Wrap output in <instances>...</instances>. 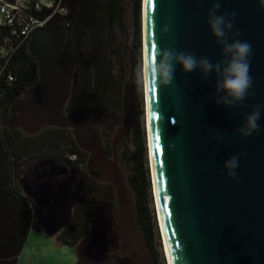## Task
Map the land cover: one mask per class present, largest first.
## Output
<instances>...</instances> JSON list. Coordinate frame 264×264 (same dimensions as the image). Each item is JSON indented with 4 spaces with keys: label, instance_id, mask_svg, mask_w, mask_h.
Listing matches in <instances>:
<instances>
[{
    "label": "water",
    "instance_id": "1",
    "mask_svg": "<svg viewBox=\"0 0 264 264\" xmlns=\"http://www.w3.org/2000/svg\"><path fill=\"white\" fill-rule=\"evenodd\" d=\"M217 2V15L236 13L228 17L233 24L229 42L239 39L252 46L253 84L239 107L216 103L224 93L217 92L215 72L205 79L199 69L186 73L176 64L170 85L157 84L154 93L148 85L151 146L164 232L172 264H264V3L151 0L149 4V0H143L144 48L147 64L152 43L158 49L207 57L213 64L223 60L222 46L207 22L208 11ZM165 26L169 31L161 34ZM236 31L239 36L232 35ZM28 48L37 58L40 81L15 104L18 115L9 123L28 135L47 127L71 129L79 147L90 154L89 166L102 170L116 188L123 238L136 246L148 264H155L132 213L116 150L120 139H130L135 123L133 73L125 84L124 119L113 140L112 155L87 114L67 111L76 70L74 58L54 43L48 30L33 34ZM257 105L260 130L244 137L238 129ZM157 132L158 152L154 139ZM233 156L238 157L234 179L224 167ZM38 165L44 170L37 173V182L26 185L25 177L23 188L44 210L38 218L41 228L48 234H58L72 220L80 190H73L70 179L57 180L69 173L66 166L49 159ZM163 196L168 198L166 209Z\"/></svg>",
    "mask_w": 264,
    "mask_h": 264
},
{
    "label": "trees",
    "instance_id": "2",
    "mask_svg": "<svg viewBox=\"0 0 264 264\" xmlns=\"http://www.w3.org/2000/svg\"><path fill=\"white\" fill-rule=\"evenodd\" d=\"M44 1L53 6L43 5ZM123 1L29 0L27 4L28 13L48 19L43 30H48L54 43L76 62L67 111H83L93 123L97 119L101 127L112 129L122 126L124 119L127 67L121 49L113 47L115 27L124 28ZM132 2L135 37L141 48L143 0ZM31 37L25 38L16 23L0 25V264H18L30 233L41 229L38 218L44 210L25 193L22 181L43 160L66 166L79 179L80 195L73 218L57 234L61 244L79 247L106 211L119 209L114 184L100 181L97 171L88 164L90 154L79 147L71 129L47 127L36 135H28L9 123L18 115L15 104L40 81L37 58L28 48ZM115 52L118 67L114 71L111 56ZM139 73L134 72V79L140 78ZM143 113V101L136 94L132 141L124 140L120 150L131 165L128 179L136 195L134 217L139 230L157 264H161L160 258L166 264L152 206L153 184ZM103 130L104 141L112 152V130Z\"/></svg>",
    "mask_w": 264,
    "mask_h": 264
},
{
    "label": "clouds",
    "instance_id": "3",
    "mask_svg": "<svg viewBox=\"0 0 264 264\" xmlns=\"http://www.w3.org/2000/svg\"><path fill=\"white\" fill-rule=\"evenodd\" d=\"M219 8L220 4L217 2L209 9L207 22L216 42L222 46L223 60L213 64L207 57L198 58L195 53L176 51L175 49H158L154 43L152 57L147 67L143 66L140 69V82L147 83L150 88L157 84L168 86L174 79L176 64H180L186 73L199 69L204 73L205 79L210 73L215 72L217 92L224 93L216 103L222 102L229 107L241 106L240 102L246 98L248 90L253 84V78L250 75L252 46L247 41L239 39L229 42L228 33L232 30L233 24L228 17H235L236 13L217 15ZM168 31V27L165 26L161 34ZM232 35L239 36L240 33L236 31ZM158 57L159 59H157ZM259 119L260 106L257 105L252 113L245 117V123L238 129V132L244 137L251 136L253 132L258 133L260 130ZM224 167L228 170V176L234 179L236 177L234 170L238 167V157L233 156L226 160Z\"/></svg>",
    "mask_w": 264,
    "mask_h": 264
},
{
    "label": "rangeland",
    "instance_id": "4",
    "mask_svg": "<svg viewBox=\"0 0 264 264\" xmlns=\"http://www.w3.org/2000/svg\"><path fill=\"white\" fill-rule=\"evenodd\" d=\"M123 7H124V12H125V16H124V28L120 29L118 27H115L114 31H113V47H118L119 49H121V51L123 52V56L126 62V67H127V81H129L132 73L134 76V72H140V69L145 65V61H144V39H143V23H142V41H141V48L138 47L137 41H136V37H135V26H134V19H133V2L132 0H124L123 1ZM142 14H143V10H142ZM143 21V18H142ZM111 64L112 67L115 70H117L118 67V62H117V53H113L111 56ZM135 83H136V94L139 95V98L142 99L143 101V107H144V113H143V117H142V126L145 128L146 131V146L147 149L149 148L148 146V131H147V117H146V91H145V83H141L140 82V78L138 79H134ZM94 124L99 128V130L101 131V133L104 132L103 128L106 130H112L110 131L112 133V141L115 139V136L117 134V132L119 131L120 127H117L116 129H112L108 126H104L101 127V121L99 120H95ZM134 128V126H133ZM133 132V129H132ZM132 132L130 135V141L128 140V142L132 141ZM103 135V134H102ZM124 140H127V138L123 137L122 139L119 140L116 150H117V155H118V160H119V166H120V170L125 178V181L127 183L128 189H129V196H130V200H131V207H132V213L133 215L135 214V208H134V204L136 202V195L134 190L131 188L130 184H129V179H128V174L129 172H131V165L128 162L127 159H124V154H123V150H120V147L123 143ZM113 155V152H110ZM148 161H149V167H150V176L152 175L151 173V166H150V156H149V149H148ZM129 163V164H128ZM34 167V171L33 173H29V177H27V179L25 180V184H35V182L31 181L32 178H35V180L37 179V173L41 172L42 168L41 166L35 165ZM93 170H96V174H98L97 176H99L100 181H111V179L102 171L100 170L97 166L92 167ZM70 170V169H69ZM102 174H100V172ZM32 177V178H31ZM25 178V177H24ZM152 179V178H151ZM38 180V179H37ZM112 182V181H111ZM113 183V182H112ZM23 184V182H22ZM152 196H153V204L152 206L154 207L156 216H157V220H158V228H159V235H160V241L162 244V252H163V256H164V260L166 262V264H168L166 255H165V250H164V245H163V235L161 232V228H160V224H159V219H158V212H157V206H156V201H155V196H154V191L152 188ZM111 221V223L114 226H120V210L118 209V211H114V210H108L105 212V214L103 215L102 219L95 225H99L101 222V224H103V226L107 225L108 222ZM94 226V227H95ZM96 228H99L96 227ZM118 228V227H117ZM35 234V233H34ZM46 236H48L46 234ZM103 239L105 238L104 234H103ZM51 238V237H49ZM47 239V238H46ZM31 246L34 244L36 245V242L31 241ZM82 245H80L81 247ZM106 247V245H104ZM80 254V251H79ZM22 255L20 256V260H19V264H30L28 262V258L23 257L21 258ZM81 258V255H80ZM160 262L161 264H163V259L160 258ZM80 264L79 263V257L76 253V251L73 248H70L68 246H55V247H50L47 246V253L44 257L43 260H41L40 262H36L35 264ZM106 264V263H104Z\"/></svg>",
    "mask_w": 264,
    "mask_h": 264
},
{
    "label": "flooded vegetation",
    "instance_id": "5",
    "mask_svg": "<svg viewBox=\"0 0 264 264\" xmlns=\"http://www.w3.org/2000/svg\"><path fill=\"white\" fill-rule=\"evenodd\" d=\"M47 168L51 169L50 166H47ZM33 171L34 168L31 169L32 173ZM42 171L39 173H42ZM29 173L25 176L26 179ZM67 179L72 181L73 190L78 191L80 185L79 179L73 171L69 170V173L62 174L57 178L59 181ZM31 181L37 182V179L32 178ZM30 185L34 186V184ZM101 223L95 226L92 234L81 243L80 264H148L136 246L123 238L121 225L117 226V228L111 221L105 226ZM98 226L99 228H96ZM103 234L105 236L104 239L102 237ZM155 264H157L156 261Z\"/></svg>",
    "mask_w": 264,
    "mask_h": 264
},
{
    "label": "built area",
    "instance_id": "6",
    "mask_svg": "<svg viewBox=\"0 0 264 264\" xmlns=\"http://www.w3.org/2000/svg\"><path fill=\"white\" fill-rule=\"evenodd\" d=\"M29 0H0V25L13 26L18 24V29L25 38L31 37L35 32L46 27L48 19H41L28 13ZM52 7V2L42 3Z\"/></svg>",
    "mask_w": 264,
    "mask_h": 264
},
{
    "label": "crops",
    "instance_id": "7",
    "mask_svg": "<svg viewBox=\"0 0 264 264\" xmlns=\"http://www.w3.org/2000/svg\"><path fill=\"white\" fill-rule=\"evenodd\" d=\"M35 233V234H34ZM46 234L48 236H46ZM51 237V238H49ZM47 238V239H46ZM36 242V245H32L31 246V241ZM63 244H61L58 240H57V234H48L43 228H41L40 230H35L32 231L29 235V238L27 240V243L21 253L22 257H27L28 262L30 264H35L36 262H40L41 260L44 259L46 253H47V246L50 247H55V246H62ZM65 246V245H63ZM78 257H79V263H80V255H81V247H75L73 248ZM80 251V254H79ZM20 255V256H21ZM20 260V258H19ZM19 264V262H18ZM40 264V263H39Z\"/></svg>",
    "mask_w": 264,
    "mask_h": 264
},
{
    "label": "bare ground",
    "instance_id": "8",
    "mask_svg": "<svg viewBox=\"0 0 264 264\" xmlns=\"http://www.w3.org/2000/svg\"><path fill=\"white\" fill-rule=\"evenodd\" d=\"M146 4V3H145ZM145 11V10H144ZM145 31V30H144ZM144 36V35H143ZM147 52H146V46L144 48V61H145V68L147 65ZM145 91H146V117H147V131H148V146H149V156H150V166H151V173H152V184H153V191H154V196H155V201H156V206H157V212H158V219H159V224L161 228V232L163 235V245H164V250H165V255L168 261V264H172V260L170 257L166 237H165V232H164V226H163V220H162V214H161V208H160V202H159V196H158V190H157V184H156V178H155V170H154V163H153V155H152V146H151V133H150V124H149V114H148V84L145 83Z\"/></svg>",
    "mask_w": 264,
    "mask_h": 264
},
{
    "label": "snow or ice",
    "instance_id": "9",
    "mask_svg": "<svg viewBox=\"0 0 264 264\" xmlns=\"http://www.w3.org/2000/svg\"><path fill=\"white\" fill-rule=\"evenodd\" d=\"M149 4H151V0H149ZM153 47H154V43H152L151 44V47H150V58L152 57V53H153ZM151 91L154 93L155 92V87L153 86V87H151ZM152 117H153V119H156L157 117H156V113L153 111V113H152ZM154 139H155V149L157 150V152L159 151V149H160V136H159V133L157 132L156 134H155V136H154ZM158 163H159V161H158ZM163 202H164V207H165V209H166V207H167V204H166V202H167V196H163Z\"/></svg>",
    "mask_w": 264,
    "mask_h": 264
}]
</instances>
